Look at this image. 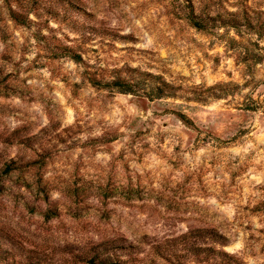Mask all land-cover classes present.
<instances>
[{"label": "rangeland", "instance_id": "obj_1", "mask_svg": "<svg viewBox=\"0 0 264 264\" xmlns=\"http://www.w3.org/2000/svg\"><path fill=\"white\" fill-rule=\"evenodd\" d=\"M119 261L264 264V0H0V264Z\"/></svg>", "mask_w": 264, "mask_h": 264}, {"label": "trees", "instance_id": "obj_2", "mask_svg": "<svg viewBox=\"0 0 264 264\" xmlns=\"http://www.w3.org/2000/svg\"><path fill=\"white\" fill-rule=\"evenodd\" d=\"M190 10H191V13L193 14L194 10L192 6L190 7ZM194 27L199 29L200 25L195 23ZM160 86H162L163 88H169L168 84L165 82L161 83ZM160 86L151 89V91L148 94H146V96H148L149 99H156V100H160L163 97H165L166 95L164 94V89H162ZM108 87L114 90H118L120 94H124V95L137 94L136 86L130 83H125L124 81H121L120 79L117 80L116 82L110 83ZM198 234L200 235L198 238L199 240H201V247L199 248L200 255L213 253L220 260L227 257L225 253L221 251H216L213 248H211V245H218L223 248L225 246L223 237L219 236L218 234L215 235L206 230L200 231ZM207 237L209 239H207ZM115 264H124V263L119 261L118 263H115Z\"/></svg>", "mask_w": 264, "mask_h": 264}]
</instances>
